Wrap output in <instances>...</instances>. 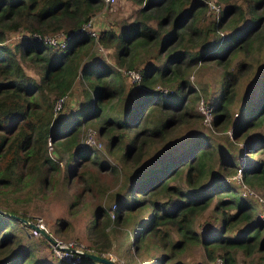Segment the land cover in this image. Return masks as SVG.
Segmentation results:
<instances>
[{
	"label": "trees",
	"instance_id": "obj_1",
	"mask_svg": "<svg viewBox=\"0 0 264 264\" xmlns=\"http://www.w3.org/2000/svg\"><path fill=\"white\" fill-rule=\"evenodd\" d=\"M132 1L142 5L140 17L127 23L118 36L113 29H102L93 37L77 29L101 8L102 0H0V187L48 185L51 173L59 169V162L48 153L49 141L56 143L59 155L71 152L78 158L70 178L78 160L94 152L80 143L83 124L96 121L108 151L120 150L127 178L125 192L114 196L115 222L149 209L132 236L136 250L155 246L160 252L146 264H186L179 256L196 246L202 249L204 264H213L218 257L220 264H237L236 253L251 256L255 252L260 254L256 264H264V224L255 219L257 205L225 178L240 162L243 183L259 186L264 193V159L254 155L264 150V128L244 140L246 158H238L226 150L227 145L214 143L204 133L181 131L191 124V115L182 106L187 88L192 91L186 79L189 69L206 60L227 65L234 54L253 49L264 24V0L228 4L216 20H206L203 0ZM18 30L26 33L21 40L13 47L2 44L8 32ZM60 30L69 33L61 47L34 36ZM223 30L224 34L219 33ZM117 39L120 47L114 66L91 59L86 49L90 41L110 47ZM15 51L37 69L39 79L25 70ZM140 62H144L140 79L129 89L126 105L118 113L112 100L119 89L111 82L120 81L119 68ZM248 66L243 59L234 69L223 71L215 129L228 127L233 84ZM77 76L89 82L94 79L88 85L93 96L90 111L74 108L54 120V101L69 92ZM159 81L174 90L163 95L154 89ZM251 91L255 96L247 98L243 119L233 125V140L264 125V63ZM168 139L166 148L159 150L157 143ZM221 149L225 151L216 159ZM146 157L152 160L143 163ZM108 166L113 164L99 162V167ZM172 180H182L191 191ZM215 195L219 197L212 220L218 225L212 222L200 233L195 223ZM4 214L0 212V264H27L30 247L22 246L21 238L9 230L18 214L10 209ZM103 216L102 230L109 215L98 206L91 221L94 230ZM233 231L239 233L232 235ZM46 239L41 241L48 244ZM86 258L82 256L83 261ZM65 262L59 259L58 264Z\"/></svg>",
	"mask_w": 264,
	"mask_h": 264
},
{
	"label": "rangeland",
	"instance_id": "obj_2",
	"mask_svg": "<svg viewBox=\"0 0 264 264\" xmlns=\"http://www.w3.org/2000/svg\"><path fill=\"white\" fill-rule=\"evenodd\" d=\"M206 3L205 18L206 20L218 19L221 14V8L224 9L228 4L243 3V0H203ZM140 4L132 0H117L112 5L102 3L99 10L90 16L91 32L87 33L95 37L102 29H113L116 31L117 36L124 26L134 20L135 17H140L139 9ZM264 12V10H262ZM264 17V15H263ZM150 24L156 25V20L150 19ZM264 23V21H263ZM225 30L219 33L224 34ZM258 41L255 43L253 49L248 53L238 52L232 56L227 65L221 64L216 60L199 61L193 65L188 73L186 79L189 82V87L192 91L186 90V100L182 103L185 105V111L191 115L190 128L185 129L182 127L181 131L185 135L190 132H201L213 140L214 143L225 144L228 147L226 150L231 151L238 158L245 156L242 152L244 140L256 136L264 125L259 128L252 129L247 136H242L238 140H233L232 127L235 123L243 119L244 106L248 97H254L251 87L255 82V78L264 63V24L259 29ZM66 34L60 30L55 33H47V37H64ZM26 33L23 30L8 32L2 44L13 47L16 41L21 40L22 36ZM211 35H209V38ZM52 46H60L53 45ZM61 47V46H60ZM86 49L97 58L96 61L102 60L109 65L114 66L117 51L120 47L119 39H117L112 46L105 47L97 41H90L86 45ZM196 48V47H195ZM86 51V52H87ZM85 52V53H86ZM15 56L22 62L25 70L39 79L37 69L31 65L28 59H21L18 51L14 52ZM247 60L250 66L243 72L239 73V77L233 84L234 92L231 94V101L229 102V111L231 120L225 129H215L213 121L216 119L219 111L215 110V106L222 101L220 95L223 92V78L222 73L225 69L232 68L240 60ZM157 64V62H155ZM159 64V63H158ZM144 65V62L137 63L132 68H119L121 77L119 82H111L116 86L119 91L113 97V104L116 105L117 112H121L122 108L126 105L129 89L136 84L132 82L125 72L127 69L139 70ZM128 76V77H127ZM94 82V79L91 78ZM93 82L82 80L77 76L71 86V89L63 97L68 100L63 104L65 99L61 102L59 107H56V99L53 105V118L54 120L59 117V114L68 112L74 108L83 109L89 112L92 104V90H89L88 85ZM85 89L87 91L85 92ZM154 89L164 90L174 88L169 83L157 82ZM201 106H205L210 110L212 117L211 125L204 122V114ZM187 116V115H184ZM188 117V116H187ZM88 128H95L99 130V125L96 121H89L82 126V141L80 145L91 147L94 152L86 160H78L77 167L69 178V171H71L75 164V158L71 152L58 154V147L55 144L48 142L49 155L59 162V169L53 171L50 175L49 183L45 187H39L35 184L32 185H11L9 187H0V212L2 215L7 210H14L17 215L15 220L12 221V226L9 230L14 232L21 238L22 246L30 247V253L26 254L27 264H58L61 257L67 255L64 253L66 249H83L87 252H92L103 257L110 258L113 264H146L151 261L160 252L155 246H149L148 249L139 248L135 249L133 244V234L138 227L141 217L148 215L147 210H140L137 213L129 216L121 223L115 222V198L116 194L124 193L127 184L125 177V168L119 160L120 150L114 149L113 152L108 151L107 140L100 135L95 138L94 142H86V132ZM185 129V130H183ZM169 138V137H168ZM170 139L163 143H157L159 150L166 148L165 144ZM127 142L124 141V144ZM165 143V144H164ZM121 144V143H120ZM124 144H121L120 149L123 150ZM225 150H218L216 159L219 158L220 153ZM255 157L264 159V150L254 154ZM151 157L142 159L143 163L148 162ZM152 160V159H151ZM244 160V159H243ZM111 163L113 166L105 168L99 167V162ZM217 162V161H216ZM79 163V164H78ZM242 164V163H241ZM240 162L236 164L235 169H231L228 175L225 176L226 180L234 185L241 196L253 201L257 205V214L255 219L264 224V193L259 186H248L241 181V167ZM233 167V168H234ZM217 165L214 167L216 170ZM114 169V170H113ZM113 170V171H112ZM179 183L185 191H191L182 180H172ZM195 190V189H194ZM202 191L201 189L197 192ZM219 195H215L210 205L201 214L196 223L195 229L204 233V229L212 222L218 225V222L212 220L213 206L216 203ZM100 206L105 209L109 215L107 218L108 223L105 225L104 230L101 229L103 222L98 224L97 229L92 228V220L96 208ZM234 212V209L230 210ZM259 214H261L259 216ZM29 223H34L43 228L48 233L53 241H48L45 244L41 241L43 234L35 231ZM62 223H64L62 225ZM232 235L238 234L239 231L231 232ZM230 233V234H231ZM264 237V231H263ZM91 238L94 239L92 242ZM57 242V244H55ZM53 243V244H52ZM63 249V250H60ZM12 250V247H11ZM63 253V255H61ZM159 253V254H158ZM259 253H253L251 256L236 253L237 264H256L259 259ZM179 260L186 264H204L203 252L201 247L196 246L187 251H184L179 256ZM213 264H220L221 259L218 257L213 261ZM102 263L92 258H86L84 261L81 259L79 262H65L64 264H97ZM106 264V263H102Z\"/></svg>",
	"mask_w": 264,
	"mask_h": 264
},
{
	"label": "built area",
	"instance_id": "obj_3",
	"mask_svg": "<svg viewBox=\"0 0 264 264\" xmlns=\"http://www.w3.org/2000/svg\"><path fill=\"white\" fill-rule=\"evenodd\" d=\"M116 0H102V2H104L106 5L107 4H113ZM90 26H91V20L88 19L85 23H83L77 30L79 31H84L85 33H92V35H95V32L90 30ZM64 37H58V36H54V37H47L46 34L44 35H40V34H35L34 36L37 39H40L41 41L45 42V43H49V44H55V45H60V46H64L66 43V39L69 37V33L64 34ZM127 73V75L129 76L128 78L132 81V82H136L140 79V71L136 70V69H127L125 71ZM162 92L163 95H167L168 92H172L171 89H164V90H160ZM64 97H60L57 101L55 106L59 107L61 105V102L63 101ZM202 110H203V114H204V122L208 125H211V120L212 117L210 115V110L205 107V106H201ZM87 136L85 138L86 142H94L96 137L100 136L99 130L95 129V128H88L87 132H86ZM239 172H241L239 170ZM242 181V178H241ZM243 182V181H242ZM245 184V183H244ZM261 214H259L260 216ZM57 244V242L55 243ZM63 250V249H60ZM83 249H66L64 251V253H66L67 255L61 257V259L68 261V262H73V261H77L79 262V260L82 259V254L79 251H82ZM84 251V250H83ZM92 253V252H90ZM61 255H63V253H61ZM102 256V255H101ZM109 260H111L110 258H108ZM112 261V260H111Z\"/></svg>",
	"mask_w": 264,
	"mask_h": 264
},
{
	"label": "water",
	"instance_id": "obj_4",
	"mask_svg": "<svg viewBox=\"0 0 264 264\" xmlns=\"http://www.w3.org/2000/svg\"><path fill=\"white\" fill-rule=\"evenodd\" d=\"M31 225V227H33L35 229V231H38L40 233H42L48 240L50 241H53V239L51 238V236L46 233V231L41 228L39 225L37 224H34V223H29ZM82 255H84L85 257H89V258H92V259H95V260H98L102 263H106V264H113V262L111 260H109L108 258L106 257H103L101 255H97L95 253H90V252H87V251H79Z\"/></svg>",
	"mask_w": 264,
	"mask_h": 264
},
{
	"label": "crops",
	"instance_id": "obj_5",
	"mask_svg": "<svg viewBox=\"0 0 264 264\" xmlns=\"http://www.w3.org/2000/svg\"><path fill=\"white\" fill-rule=\"evenodd\" d=\"M140 6H142V5H140Z\"/></svg>",
	"mask_w": 264,
	"mask_h": 264
}]
</instances>
